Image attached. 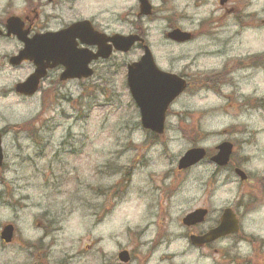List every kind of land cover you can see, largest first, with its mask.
<instances>
[{
	"label": "rangeland",
	"instance_id": "374dc122",
	"mask_svg": "<svg viewBox=\"0 0 264 264\" xmlns=\"http://www.w3.org/2000/svg\"><path fill=\"white\" fill-rule=\"evenodd\" d=\"M247 3L251 14H264V0ZM130 4L119 0L117 10ZM245 38L238 55L264 54V28L253 27ZM206 45L152 43V49L162 67L179 69L192 63L189 71L204 72L216 65L215 58L199 54ZM11 50L0 43V56ZM262 62L246 91L255 88L264 97ZM28 73L27 66L0 68V230L6 223L16 228L12 243L0 239V264H54L53 258L63 263L69 254L66 264H112L122 248L146 253L159 233L147 264H264V210L243 221L241 234L212 248L190 243L183 217L202 205L216 210L231 203L244 184L218 176L214 185L206 186L212 166L188 173L177 168L191 147L184 134L196 140L203 133V145L209 148L229 136L237 143V159L245 154L251 158L245 170L262 178L264 108H217L221 102L211 91L193 85L172 106L166 132L153 144L139 123L125 73L63 82L58 92L44 95L10 92ZM226 129V136L218 133ZM112 188L115 193L106 195ZM42 212L55 217L60 228L50 260L43 263L37 257Z\"/></svg>",
	"mask_w": 264,
	"mask_h": 264
},
{
	"label": "flooded vegetation",
	"instance_id": "af4514ba",
	"mask_svg": "<svg viewBox=\"0 0 264 264\" xmlns=\"http://www.w3.org/2000/svg\"><path fill=\"white\" fill-rule=\"evenodd\" d=\"M87 1H94V3H87ZM118 1L0 0V43H6L12 49L0 56V68L15 70L27 66L29 73L22 80L25 81L35 72L34 61L24 59L18 64H13L11 60L24 51L26 43H37L38 55L46 67L44 76L39 80L36 94L44 95L51 91L52 93L57 92L58 87L63 83L61 77L66 67L59 62L71 59V50L69 49L71 43H77V48L85 49L87 53L99 54L89 63V67L92 69L90 78L97 77L98 79H105L117 73H125L127 78L129 66L140 63L146 50H149L154 63L160 70L175 74L187 82L185 90L174 103L187 95L193 85H198L203 90L211 91L217 99V103L221 102L217 108L239 111H256L264 108V97L257 90L254 92L255 88L252 92L246 91L251 85V77L262 69L264 54L242 53L238 55V52L244 51L246 33L253 27L258 30L264 28V14L257 17L256 14L248 12L247 0H147L148 9L141 6L140 0H130L131 4L120 11L117 10L116 2ZM83 22L85 24L80 26L77 34L72 35V39H70L71 36H68L70 40L67 41L60 39V36L55 37V34ZM175 30L185 32V37L188 38L179 41L169 36ZM128 42L133 43L131 47L127 50L120 48V43ZM49 43H56V46L51 48ZM152 43H169L181 46L190 43L207 44L199 54L215 58L216 65L211 70L204 72L194 69L189 71L188 69L192 68V63L179 69L173 66L162 67L154 54ZM108 53L109 56H103ZM53 54H57L58 62L52 58ZM16 84L9 89L10 92L16 93ZM135 106L139 112L136 104ZM171 111L172 108L167 112V119ZM139 123L141 125V121ZM218 133L224 134V136L228 134L227 129L222 132L218 131ZM190 136L192 135L190 134ZM184 137L188 138L191 147H202L207 154L197 164L180 172L188 173L194 168L208 165L212 166L214 170L206 186L214 185L218 176L222 180L228 179L230 182L238 179L239 183L244 184V188L240 187L242 189L231 203L227 202L216 210L209 205H202L197 209L207 210L204 220L190 226L183 224L187 229L188 237L191 235L202 236L219 226L225 210L232 209L238 220V233L221 237L200 249L212 248L220 240L241 234L244 226L243 221L252 214L264 210V175L262 178H258L245 170V165L250 162L251 158L245 154L244 156L240 155V158L237 159V143L229 136L221 138L211 148L203 145V133L194 137L196 140H190V137L185 134ZM152 138L149 135L148 142L154 143ZM156 139L158 138L156 137ZM226 142L232 145V153L228 164L220 166L211 158L218 152V147ZM238 168L246 173L245 180H241L240 175L236 172ZM113 193L115 191H106L105 194L111 196ZM56 223V218L49 212H42L37 221L40 230L37 253L41 263L47 259L50 260L52 246L55 244L54 234L60 230ZM159 235L160 233L151 240L149 244L151 247L146 253L139 249L137 251L133 248L131 251L126 249L129 251V261L126 263L118 259V253L125 250L120 249L112 264L116 262L147 264L154 253L152 249ZM51 236L53 238L47 242V238ZM214 251L220 253L221 250L214 248ZM52 260L54 264H66L71 261V255L69 254V261L63 263L57 262L55 258Z\"/></svg>",
	"mask_w": 264,
	"mask_h": 264
},
{
	"label": "water",
	"instance_id": "95a60500",
	"mask_svg": "<svg viewBox=\"0 0 264 264\" xmlns=\"http://www.w3.org/2000/svg\"><path fill=\"white\" fill-rule=\"evenodd\" d=\"M140 2L143 8L148 9L147 0H140ZM83 24L85 23H77L69 29L55 34V37L60 36V39L62 40H70L72 39V35L74 33L77 34L80 26ZM68 36H71L70 39H68ZM169 36L179 41L186 40V38H188L185 37V32H182L181 30H175L171 32ZM76 44L77 43H71V47L69 48L71 50V59H65V61L61 60L59 62L63 63L66 67L61 80L82 79L88 78L92 75V69L89 67V63L92 58H97L99 54L93 55L90 54V52L87 53L85 49H78ZM122 44H125L126 46H123ZM132 44V42L120 43V48L127 50L132 46ZM49 45L53 48L56 46V43H49ZM103 56L107 57L109 56V53ZM56 57L57 54L52 55L55 62H58ZM152 57V53L149 50H146V53L140 63L129 66L127 83L131 96L139 108L142 127L161 135L165 132L167 110L171 103L185 90L187 82L175 74L160 70L154 63ZM24 59L33 60L36 65V69L26 81L19 82L15 89L17 93L25 96H32L38 90L39 80L44 76L46 67L42 63V58L38 55L37 43H26L24 51H22L18 56H15L11 62L13 64H18ZM231 153L232 145L228 142L223 143L218 147V152L212 156L211 160L220 166H224L228 164ZM205 156L206 150L204 148H190L180 157L178 169L183 170L189 168L198 163ZM3 163L4 152L2 147V133L0 132V168H2ZM236 172L240 175L241 180H245L247 178V175L241 169H237ZM206 214V209H197L186 215L183 222L186 225L200 223L204 220ZM14 229L13 224H5L0 233L1 240L6 243H10L14 237ZM238 231V220L232 209H227L222 216L219 226L202 236H191V242L193 245L203 246L220 237H224ZM119 257L121 261L127 262L129 260L128 251L124 250L120 252Z\"/></svg>",
	"mask_w": 264,
	"mask_h": 264
},
{
	"label": "trees",
	"instance_id": "16d2710c",
	"mask_svg": "<svg viewBox=\"0 0 264 264\" xmlns=\"http://www.w3.org/2000/svg\"><path fill=\"white\" fill-rule=\"evenodd\" d=\"M58 92V91H57ZM153 138H155L156 137V135L155 134H150ZM37 139V138H36ZM122 173V172H121ZM129 175V171H126V176H128ZM117 189V188H116ZM113 191V188L111 189V190H109L108 192H112Z\"/></svg>",
	"mask_w": 264,
	"mask_h": 264
}]
</instances>
